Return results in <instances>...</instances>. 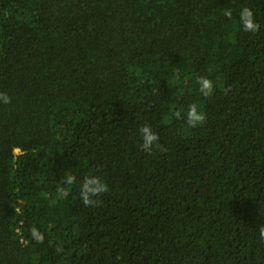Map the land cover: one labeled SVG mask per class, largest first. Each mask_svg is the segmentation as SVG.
I'll return each instance as SVG.
<instances>
[{
	"label": "trees",
	"instance_id": "trees-1",
	"mask_svg": "<svg viewBox=\"0 0 264 264\" xmlns=\"http://www.w3.org/2000/svg\"><path fill=\"white\" fill-rule=\"evenodd\" d=\"M0 92V264H264V0H0Z\"/></svg>",
	"mask_w": 264,
	"mask_h": 264
},
{
	"label": "clouds",
	"instance_id": "clouds-1",
	"mask_svg": "<svg viewBox=\"0 0 264 264\" xmlns=\"http://www.w3.org/2000/svg\"><path fill=\"white\" fill-rule=\"evenodd\" d=\"M223 15L229 19L232 18L233 12L232 9H225ZM240 27L244 32L256 33L260 30V25L255 19L253 10L244 6L239 11V21ZM196 83L199 85L198 91L203 97H211L216 91V87L212 79L206 76H199L196 78ZM223 91L225 94L228 93L229 89L224 88ZM11 97L5 93L0 92V103L9 104L11 103ZM173 116L176 119H185L186 123L190 127L202 126L206 122V114L201 110L200 106L196 103L190 104L186 112L182 113L181 111H175ZM139 133L141 136L142 143L139 144V148L146 153H151L154 148L161 151H167L162 144L159 143V135L156 133L150 125H142L139 128ZM77 182V176L74 174H67L63 177L62 184L57 186V196L60 199L66 198L69 194V188L72 185H75ZM109 191L108 183L97 174L90 172L85 175L80 182V191L79 196L83 201V204L88 206H98L101 197L104 193ZM32 236L36 239L37 242H43V235L38 233L35 228L31 229ZM259 238L261 242H264V224H261L259 227ZM59 252L60 249L58 248Z\"/></svg>",
	"mask_w": 264,
	"mask_h": 264
}]
</instances>
